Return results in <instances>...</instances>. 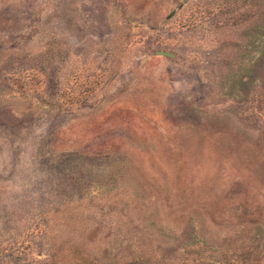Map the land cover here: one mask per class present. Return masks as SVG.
Returning <instances> with one entry per match:
<instances>
[{
	"label": "rangeland",
	"instance_id": "374dc122",
	"mask_svg": "<svg viewBox=\"0 0 264 264\" xmlns=\"http://www.w3.org/2000/svg\"><path fill=\"white\" fill-rule=\"evenodd\" d=\"M0 264H264V0H0Z\"/></svg>",
	"mask_w": 264,
	"mask_h": 264
}]
</instances>
